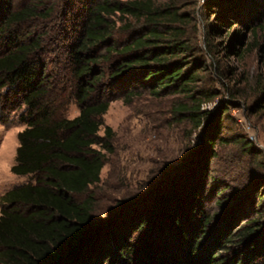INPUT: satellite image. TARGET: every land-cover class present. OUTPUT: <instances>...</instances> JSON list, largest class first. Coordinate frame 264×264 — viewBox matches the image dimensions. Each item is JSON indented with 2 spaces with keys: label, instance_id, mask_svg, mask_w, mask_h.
Listing matches in <instances>:
<instances>
[{
  "label": "trees",
  "instance_id": "trees-1",
  "mask_svg": "<svg viewBox=\"0 0 264 264\" xmlns=\"http://www.w3.org/2000/svg\"><path fill=\"white\" fill-rule=\"evenodd\" d=\"M198 2L95 0L83 7L86 16L66 61L53 68L43 57L41 34L20 39L14 31L51 10L42 13L29 4L0 19V37L8 34L10 39L0 56V88L20 91L25 105L20 119L26 127L19 133L12 171L33 177L0 198V264H264V194L252 188L249 201L238 203L239 197L225 193L229 187L219 190L216 204L230 207L220 218L205 200L217 147L228 141L221 134L228 106L223 116H215L206 146L197 154L195 168L182 171L184 178L175 176L146 196L121 200L108 221L95 219L94 187L114 151L112 128L106 126L101 134L112 101L140 91L157 98L179 94L192 100L176 105L181 122L199 127L205 114L209 119L196 100L202 68L192 58L197 46L184 10ZM205 9L217 19L207 32L211 53L210 38L220 25L227 35L242 26L234 33L236 41L242 30L264 37V0H207ZM115 18L132 30L123 42L115 38ZM130 18L141 28L133 30ZM103 63H110L107 70L99 67ZM72 105L79 112L69 118ZM256 108L264 112V90ZM239 141L250 149L249 141Z\"/></svg>",
  "mask_w": 264,
  "mask_h": 264
},
{
  "label": "rangeland",
  "instance_id": "rangeland-1",
  "mask_svg": "<svg viewBox=\"0 0 264 264\" xmlns=\"http://www.w3.org/2000/svg\"><path fill=\"white\" fill-rule=\"evenodd\" d=\"M94 1L0 0V19L29 4L39 6L42 13L44 9L51 10L47 16L19 24L14 31L20 39L33 33L41 34L43 57L52 62L50 67L53 68L58 61H66L69 45L86 16L83 7ZM157 1L165 3L168 0ZM206 1L199 0L198 4L192 3L184 10L191 17L188 30L197 46L192 58H198L202 68L197 81L196 100H200V112L207 113L209 119L205 114L199 127L188 120L181 122L180 116L174 113L175 107L192 100L179 94L157 98L149 91H140L133 97L123 96L112 101L103 116L101 134H105L106 126L112 128L114 151L108 153L101 182L94 187L97 221L113 218L121 200L146 196L147 190H155L156 185L161 187L175 176L184 178V170L195 168L197 154L206 146L205 134L215 127V116H223L225 106L229 110L221 118V134L228 141L218 145L219 157L212 160L206 177L208 209L219 218L225 217V211L230 207L218 206L216 195L226 187H229L226 194L240 198L238 203L249 201L252 188L264 194V112L256 110L264 90V37L254 38L251 32L242 30L241 43L234 40V33L243 29L242 26H234L227 35L224 26L220 25V30L210 38L215 48L211 53L207 32L209 25L217 19L212 12L206 11ZM115 19V38L123 42L130 37L132 30L126 29L125 22ZM128 22H132L133 30L142 26L132 18ZM9 41L8 34L0 37V56L7 52ZM238 49L242 50L240 55L235 53ZM109 66L110 63H103L99 67L107 70ZM206 93L210 95L201 99ZM24 111L20 91L0 88V198L33 179L31 175H17L12 171L20 146L19 133L26 127L20 119ZM78 112L77 106L72 105L67 115L73 118ZM239 140L249 141L252 148L248 149ZM1 209L0 204V215Z\"/></svg>",
  "mask_w": 264,
  "mask_h": 264
}]
</instances>
